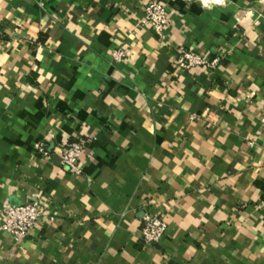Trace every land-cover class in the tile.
<instances>
[{
    "label": "crops",
    "instance_id": "0c3cea01",
    "mask_svg": "<svg viewBox=\"0 0 264 264\" xmlns=\"http://www.w3.org/2000/svg\"><path fill=\"white\" fill-rule=\"evenodd\" d=\"M164 1L163 40L150 0H0V212L42 210L0 264H264V0Z\"/></svg>",
    "mask_w": 264,
    "mask_h": 264
},
{
    "label": "built area",
    "instance_id": "2783aa9c",
    "mask_svg": "<svg viewBox=\"0 0 264 264\" xmlns=\"http://www.w3.org/2000/svg\"><path fill=\"white\" fill-rule=\"evenodd\" d=\"M169 6L164 0H150L146 6V17L144 23L149 24L154 32L161 38H167V27L169 25ZM176 60V66L180 69L192 67H215L218 60H208L201 53L181 49ZM125 55L123 51H115L113 56L120 60ZM86 143L73 140L67 143L63 149L62 166L75 175L84 173L83 159ZM38 151L44 155L49 152L45 143L39 145ZM41 203L33 198L20 205L7 204L0 212L2 229L11 233L17 240L28 236L35 229L41 219ZM168 224L163 215L147 212L142 218L141 238L146 244L156 245L165 237Z\"/></svg>",
    "mask_w": 264,
    "mask_h": 264
}]
</instances>
